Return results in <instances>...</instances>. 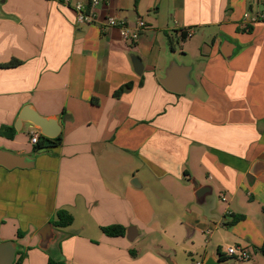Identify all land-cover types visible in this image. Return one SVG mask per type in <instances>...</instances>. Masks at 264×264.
I'll return each instance as SVG.
<instances>
[{"label": "crops", "instance_id": "1", "mask_svg": "<svg viewBox=\"0 0 264 264\" xmlns=\"http://www.w3.org/2000/svg\"><path fill=\"white\" fill-rule=\"evenodd\" d=\"M79 4L87 0H0V66L20 63L0 68V150L35 161L0 166V244L17 245L14 264H48L58 249L67 264H136L137 253L125 257L116 244L132 228L137 237L129 243L147 239L140 225L158 228L167 221L160 212L173 207L181 212L173 223L188 239L204 238L200 261L219 260L220 251L225 264H264V170L251 174L264 163V22L242 23L264 0H140L137 7L134 0H101L96 21L86 24L77 22ZM111 17L147 28L130 43L105 25ZM179 38L185 42L176 60ZM195 51L202 58L190 66ZM132 56L141 59L142 75ZM174 62L196 73L191 93L161 85ZM127 84L132 88L117 96ZM27 106L58 120L60 145L34 154L35 128H15ZM6 128H15L14 139L3 135ZM205 187L211 192L198 200ZM218 194L228 203L223 209ZM59 210L74 224L54 228L44 250L40 233ZM235 216L244 219L230 226ZM112 226L126 236L107 237L102 228ZM229 235L233 244L224 246ZM105 239L110 251L101 256ZM229 246L245 248L250 261L227 256ZM157 254L143 257L176 264Z\"/></svg>", "mask_w": 264, "mask_h": 264}, {"label": "water", "instance_id": "2", "mask_svg": "<svg viewBox=\"0 0 264 264\" xmlns=\"http://www.w3.org/2000/svg\"><path fill=\"white\" fill-rule=\"evenodd\" d=\"M132 63L135 68V72L138 75H142L144 71V65L136 56H132ZM192 67L180 66L177 63H172L168 68L165 78L161 80V85L169 92L182 95L185 94L188 87L193 86ZM24 124H30L33 128L40 131L41 136L48 139H57L61 134V127L57 119H49L41 116L32 107H25L19 115L17 123L15 125L16 130L21 131ZM0 166L7 169L14 168H30L35 166L33 157L30 156H16L9 152L0 150ZM264 170V163H256L251 174L256 176L259 171ZM211 192L208 187L200 189L196 196L198 200H202L203 196ZM54 226L52 224L47 225L40 233L41 245L40 247L47 250L54 239ZM134 233V235H133ZM137 237V229L128 230L127 239L131 242ZM18 247L14 242H7L0 244V264H14L16 259ZM203 264H225L224 262L216 260L214 257H209Z\"/></svg>", "mask_w": 264, "mask_h": 264}, {"label": "rangeland", "instance_id": "3", "mask_svg": "<svg viewBox=\"0 0 264 264\" xmlns=\"http://www.w3.org/2000/svg\"><path fill=\"white\" fill-rule=\"evenodd\" d=\"M185 42L181 38L179 40L176 39L174 46L177 48L178 52L175 55L177 58L176 60H180L182 58V54L180 51L179 44ZM167 45L168 48H170L171 43H169V40L167 39ZM194 61H188L190 66H192L195 63H198V60L202 58V55L200 52L195 51L194 53ZM250 59H257V54L250 53ZM193 80L195 79L198 81V77L196 73L192 74ZM200 78V75H199ZM192 86L189 87V93L192 92ZM217 201L220 205V207L225 208V206L228 205V203H223L221 201L220 195H217ZM158 203V202H157ZM177 207H173V209H169L167 212H160L163 221L167 219L165 223L163 222H157V225L160 224V226L154 227L153 225H140L142 228L141 230H144L147 234H151L147 239L146 238H140L134 243H129L126 240L124 242H121L120 244H116V247L118 250H123V255L126 257H130L131 252L137 253V261L136 264H152L148 259L150 258V255H158V253H161L164 257H170L173 260L176 261V264H194L197 261H200V256H202L204 248H206L205 240L204 238H200L196 236L193 239H188V234L184 226L173 223L174 219L179 217V214H181L180 211L176 210ZM174 218V219H173ZM169 220V221H168ZM172 220V221H170ZM216 224L217 220L213 219ZM170 225V226H169ZM169 226V227H168ZM223 229V228H221ZM240 231L238 230L237 236ZM219 236V234H217ZM231 239H233V235H229L228 237L224 238V246L227 244H233L231 242ZM110 240H103L102 242L99 241L98 246H100L99 253L101 256L104 255L105 251H110ZM194 254V255H192ZM149 255V258H144L143 256ZM162 259V257H161ZM163 262L167 263L164 259H162ZM88 264V263H87ZM122 264H128V262H123Z\"/></svg>", "mask_w": 264, "mask_h": 264}, {"label": "built area", "instance_id": "4", "mask_svg": "<svg viewBox=\"0 0 264 264\" xmlns=\"http://www.w3.org/2000/svg\"><path fill=\"white\" fill-rule=\"evenodd\" d=\"M100 3L101 0H92L89 9H87V5L79 4L76 7L77 22L79 24L95 22L96 21L95 8L99 6ZM261 22H264V5L261 11H258L256 13L245 14L242 20V23L245 27H250ZM105 25L111 28L119 29L121 33V37L125 41L130 43L137 42L147 28L146 23L142 20H139L136 27H134L133 29H129V27L125 26L123 23H120L114 17L106 19ZM193 35L194 32H189L187 34V37L191 38L193 37ZM40 136H41L40 131L35 129V131L31 134V143L33 145H36L39 142ZM208 235L210 236L211 234L208 233ZM226 255L234 260L242 261V262H248L251 259V256L248 253V251L245 248L238 246H229L226 249ZM196 264H203V261H199Z\"/></svg>", "mask_w": 264, "mask_h": 264}, {"label": "trees", "instance_id": "5", "mask_svg": "<svg viewBox=\"0 0 264 264\" xmlns=\"http://www.w3.org/2000/svg\"><path fill=\"white\" fill-rule=\"evenodd\" d=\"M91 1L92 0H87V9L90 8ZM134 1H135V7H137L140 0H134ZM183 35L185 36L184 39H186L187 35L185 33ZM19 65L20 63L18 61L13 60L8 65L0 66V68H15ZM131 88H132V84H127L124 87H122L116 94L117 96H119L123 94L126 90L131 89ZM3 135L9 137L10 139H14L16 135V130L15 128H8V129L6 128L3 132ZM61 143H62V136H59L57 139H54V140L40 136L39 142L34 146V154L39 155L40 153L49 152L48 151L49 149L54 148L60 145ZM243 219H244V216H235L229 225L233 226L239 223L240 221H242ZM51 224L54 226L55 229H59V230L67 229L74 224V217L66 210H59L56 213L55 218L51 221ZM102 232L107 237H110V238H118V237L126 236V229L122 226H112V227L102 228ZM19 236H22V233H19ZM259 251L264 256V246ZM131 254L133 253L131 252ZM59 255H60V249L55 251L54 256L50 254L48 264H67L64 260H62L59 257ZM219 257H220L219 258L220 261L222 262L226 261L222 253H220V251H219ZM22 259L23 258L17 261V264H21Z\"/></svg>", "mask_w": 264, "mask_h": 264}]
</instances>
